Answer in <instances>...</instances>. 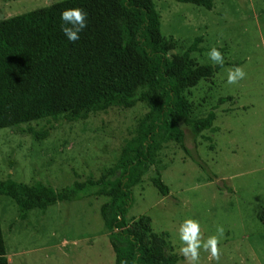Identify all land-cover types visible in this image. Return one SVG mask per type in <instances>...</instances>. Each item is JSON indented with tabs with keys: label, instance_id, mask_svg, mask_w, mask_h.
<instances>
[{
	"label": "rangeland",
	"instance_id": "1",
	"mask_svg": "<svg viewBox=\"0 0 264 264\" xmlns=\"http://www.w3.org/2000/svg\"><path fill=\"white\" fill-rule=\"evenodd\" d=\"M63 0H0V20ZM160 32L182 54L196 37L195 65H213L215 47L223 66L184 95L190 118L204 117L214 106L210 130L194 136L183 126L184 147L169 143L156 155L152 170L169 188L163 197L153 187L151 170L131 191L130 226L148 218L163 236L166 253L179 256V228L185 219L199 221L206 240L225 229L220 264H264V0H215L206 10L174 0H153ZM242 67L246 79L228 84L230 69ZM230 99L217 105L220 98ZM146 113L144 104L110 108L67 122L43 119L0 129V180L58 189L73 181L98 178L117 159L124 142ZM48 130L37 140L30 130ZM196 150V151H194ZM106 197L59 202L45 212L18 219L12 199L0 196V223L8 264H114L108 233L100 218ZM201 264H216L201 250Z\"/></svg>",
	"mask_w": 264,
	"mask_h": 264
},
{
	"label": "trees",
	"instance_id": "2",
	"mask_svg": "<svg viewBox=\"0 0 264 264\" xmlns=\"http://www.w3.org/2000/svg\"><path fill=\"white\" fill-rule=\"evenodd\" d=\"M174 1L206 10L215 2ZM76 7L88 14V26L73 43L61 30L60 16ZM201 41L196 37L182 54L175 53L174 42H167L160 32L153 0H63L0 20V129L43 119L75 122L137 103L146 107L134 135L98 178L75 180L58 189L41 182L0 180V196L13 200L18 219L59 202L106 197L99 213L114 264H177L179 256L165 252L163 236L150 228L149 219L140 218L133 228L128 212L133 205L131 189L153 169L165 145L181 144L192 157L183 145V126L194 136L213 126L216 106L204 117L192 119L184 95L222 67L193 63L191 55ZM229 99L220 98L217 105ZM30 133L37 140L48 136L45 129ZM152 171L153 187L169 196L160 171ZM0 264H8L1 223Z\"/></svg>",
	"mask_w": 264,
	"mask_h": 264
},
{
	"label": "clouds",
	"instance_id": "3",
	"mask_svg": "<svg viewBox=\"0 0 264 264\" xmlns=\"http://www.w3.org/2000/svg\"><path fill=\"white\" fill-rule=\"evenodd\" d=\"M87 15L79 7L65 9L61 12V30L70 42L75 43L78 41L80 33L87 28ZM208 56L214 64L223 66L224 56L217 48L213 47ZM246 77L247 73L244 69L237 66L229 70L227 83L238 85ZM224 232L223 226H218L216 234L205 240L199 221L185 219L179 228V253L185 258L186 264H201V250L209 253L210 260H215L216 264H220L222 251L219 245Z\"/></svg>",
	"mask_w": 264,
	"mask_h": 264
}]
</instances>
